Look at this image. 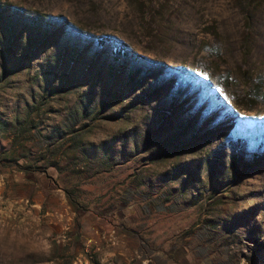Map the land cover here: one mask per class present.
Returning <instances> with one entry per match:
<instances>
[{"label":"rangeland","instance_id":"obj_1","mask_svg":"<svg viewBox=\"0 0 264 264\" xmlns=\"http://www.w3.org/2000/svg\"><path fill=\"white\" fill-rule=\"evenodd\" d=\"M0 264H264V0H0Z\"/></svg>","mask_w":264,"mask_h":264},{"label":"trees","instance_id":"obj_2","mask_svg":"<svg viewBox=\"0 0 264 264\" xmlns=\"http://www.w3.org/2000/svg\"><path fill=\"white\" fill-rule=\"evenodd\" d=\"M19 19H21V18H18V21H19ZM21 21H19V22H21ZM29 21L35 27H38V25H42V20L40 18H37V17L31 18ZM12 23L13 22L10 23L11 26H12ZM44 25L47 26V30H50L52 27H54V26H52L53 24H51L50 22L49 23L48 22H45ZM88 48H89V41H88V39L87 38L82 39V38H78V37L74 38L73 45L72 46L69 45L68 48L66 46H63L62 47V49H64L63 52H65V50H67V49L69 50V54H70V56H71V58L73 60H75V58L81 57L82 54H83V52H85L86 49H88ZM1 51H2L3 54L6 55V57L8 55L9 56L10 55L12 56L13 47H12V40H11L10 37H7V44L5 45V47ZM90 53L91 54L85 55V57H84V63L81 66V70L84 73H85V71H91V69H93L94 66H96V59L98 57L96 55H98V54H95V50H93ZM105 57H106L105 58L106 60H108V59L110 60L107 71H108L109 78L112 81L113 80L120 79L123 75H124L123 76L124 78L125 77L126 78L128 77V80H131L132 79V82L135 81L134 75H135V73H138L139 72V69L135 65H133V64H132L133 66H130L129 65V62L133 61L134 64L135 63H138L139 58L133 52H131L130 50H128L123 45L115 44L113 46L112 51H110V54L109 55H106ZM143 64L145 66H147L149 69L153 68L152 63L148 62L147 60H144ZM147 71H148V69H147ZM62 75L63 76L57 77V79L61 81L60 83H61L62 86L65 83H72V78H71V75L69 73H65V74H62ZM50 76L53 77V78H56L55 76H53L51 74H48L47 75V79H51ZM112 89L113 88L109 89V92L106 93V97H109L110 99H115L117 97V93L118 92H113ZM88 95L90 97H92L93 94H88ZM79 119H81L80 113L76 114V116L74 115L71 118H69V123H67V133H68V135L72 136L71 137L70 146H69L70 147V150L77 151L78 152V155H79L78 158H81L84 155L87 156V151H86L85 148L83 149L84 145L82 144L81 141H80V143H76L75 142L78 137L84 136L83 133L85 131L84 126L81 127L79 125V123H80L79 122ZM66 137H67L66 136V132L65 133H62L61 132L60 135L59 134H56V136L53 137L56 140H55V142H53V144H50V146L53 147V146L57 145L58 143L62 144L65 141V138ZM52 153L53 152H49L47 154V157H44L41 160L43 162V164L40 166V168L38 170L40 173L48 174V173H50V170L51 169H55V170L59 171L60 163L59 162H54V160H53L54 154L52 155ZM100 161L101 160H99V163L97 164L98 166H95L92 169V172L93 173L92 174H89L88 177H87V179H85V180H89L90 181V179L91 178H94L96 175H101L99 173V168H101V166H103V165L101 164L102 162H100ZM104 165L106 166L108 164H104ZM27 167H28L27 170H29V172L30 171L33 172V169H32V166L31 165H29ZM23 169H25V168H23ZM64 191L67 193V195L69 197H71L72 195L77 194V191L75 190V186L73 188H68L67 187V188L64 189ZM77 204H78V202H77Z\"/></svg>","mask_w":264,"mask_h":264}]
</instances>
